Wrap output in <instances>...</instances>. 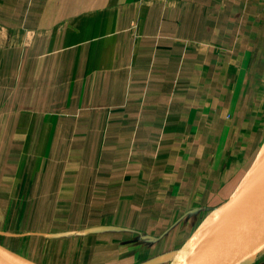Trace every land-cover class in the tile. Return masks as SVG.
I'll use <instances>...</instances> for the list:
<instances>
[{
    "label": "crops",
    "instance_id": "crops-1",
    "mask_svg": "<svg viewBox=\"0 0 264 264\" xmlns=\"http://www.w3.org/2000/svg\"><path fill=\"white\" fill-rule=\"evenodd\" d=\"M260 93L264 0H0L3 246L171 264L264 156Z\"/></svg>",
    "mask_w": 264,
    "mask_h": 264
},
{
    "label": "water",
    "instance_id": "water-1",
    "mask_svg": "<svg viewBox=\"0 0 264 264\" xmlns=\"http://www.w3.org/2000/svg\"><path fill=\"white\" fill-rule=\"evenodd\" d=\"M264 247V156L213 209L171 264H242ZM0 264H32L0 245Z\"/></svg>",
    "mask_w": 264,
    "mask_h": 264
},
{
    "label": "rangeland",
    "instance_id": "rangeland-1",
    "mask_svg": "<svg viewBox=\"0 0 264 264\" xmlns=\"http://www.w3.org/2000/svg\"><path fill=\"white\" fill-rule=\"evenodd\" d=\"M259 97L261 98V99H263V97H264V95L263 94H259ZM9 226H11V221H9V222H7L6 223V227H9ZM16 231L18 232V233H20V234H23V233H21L22 231H21V229H20V227H18L17 229H16ZM20 231V232H19ZM3 237H1V234H0V245H3ZM6 248V247H5ZM12 251V250H11ZM13 252V251H12ZM15 253V252H14ZM16 254H18V253H16ZM20 255V254H19ZM176 256V255H175Z\"/></svg>",
    "mask_w": 264,
    "mask_h": 264
}]
</instances>
